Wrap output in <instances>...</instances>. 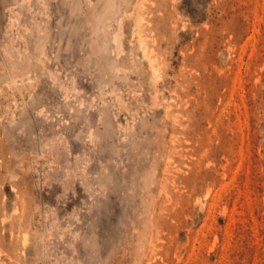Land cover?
<instances>
[{
    "label": "rangeland",
    "instance_id": "1",
    "mask_svg": "<svg viewBox=\"0 0 264 264\" xmlns=\"http://www.w3.org/2000/svg\"><path fill=\"white\" fill-rule=\"evenodd\" d=\"M0 264H264V0H0Z\"/></svg>",
    "mask_w": 264,
    "mask_h": 264
}]
</instances>
